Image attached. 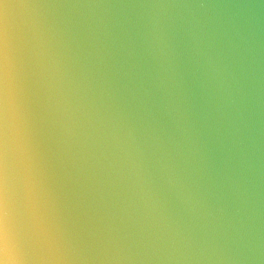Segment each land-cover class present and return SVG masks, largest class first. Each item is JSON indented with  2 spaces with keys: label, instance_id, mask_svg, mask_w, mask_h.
<instances>
[{
  "label": "clouds",
  "instance_id": "clouds-1",
  "mask_svg": "<svg viewBox=\"0 0 264 264\" xmlns=\"http://www.w3.org/2000/svg\"><path fill=\"white\" fill-rule=\"evenodd\" d=\"M0 264H264V0H0Z\"/></svg>",
  "mask_w": 264,
  "mask_h": 264
}]
</instances>
